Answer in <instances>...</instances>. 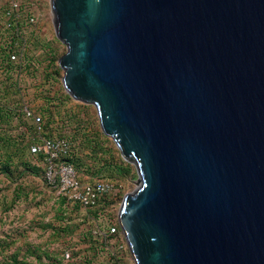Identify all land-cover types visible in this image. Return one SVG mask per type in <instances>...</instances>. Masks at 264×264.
<instances>
[{"label":"water","instance_id":"95a60500","mask_svg":"<svg viewBox=\"0 0 264 264\" xmlns=\"http://www.w3.org/2000/svg\"><path fill=\"white\" fill-rule=\"evenodd\" d=\"M62 86L136 172L134 264H264V0H49Z\"/></svg>","mask_w":264,"mask_h":264},{"label":"trees","instance_id":"16d2710c","mask_svg":"<svg viewBox=\"0 0 264 264\" xmlns=\"http://www.w3.org/2000/svg\"><path fill=\"white\" fill-rule=\"evenodd\" d=\"M32 33L33 44L25 54V69L29 72L31 83L34 84L39 79L45 91L41 96L33 94L32 100H40L41 105L36 108L35 113L43 119V127L48 132L46 136L58 134L71 143L70 156L61 158V161L74 167L80 182L94 183L106 180L119 185V181L135 179L134 167L117 157L111 140L103 135L97 126V118L89 111L90 106L74 102L64 93L63 71L58 65V60L65 53V47L53 35L41 39L33 30ZM18 39L13 28L5 30L0 26V70L4 72L0 75V181L4 185V188H0V256L5 264H33L28 260L29 256H34L37 263L45 259L44 262L48 264H109L113 259L106 260L100 254L89 232L79 234L78 230L83 222L74 216L78 206L71 210L66 206L64 199L55 197L57 208L54 221L38 222L31 228L48 231V237L62 245V249L43 250L41 246H36L28 248L26 254H20L17 250L10 256L6 255L16 243L12 233H15L18 227L16 226L15 230L13 226L24 216H29L34 208L41 209L42 204L45 205L46 202H39L37 195L41 194V189L43 193L44 189L48 192L43 180V169L35 164L39 163L42 157L31 155L29 151V146L36 142L32 140L34 129L24 120L19 108L22 97L18 90L19 85L14 80L19 66L9 60L13 44L22 43ZM26 178L33 181H26ZM36 179L38 184H35ZM118 201L120 199L105 207L88 210L87 213L96 220L99 219V214L107 215L118 227ZM22 233H25V230ZM83 245L87 248H80ZM70 249H73L72 262L64 263L62 255L65 250ZM39 251H42V254Z\"/></svg>","mask_w":264,"mask_h":264},{"label":"built area","instance_id":"2783aa9c","mask_svg":"<svg viewBox=\"0 0 264 264\" xmlns=\"http://www.w3.org/2000/svg\"><path fill=\"white\" fill-rule=\"evenodd\" d=\"M0 26L5 30L13 28L18 40L22 42L13 44L9 60L12 64L19 66L15 77L13 76L19 85L18 90L22 97L19 108L24 120L34 129L32 140L36 142L29 146V151L31 155L42 157L41 161L35 164L43 169V180L48 188V194L56 199H64L66 206L71 210L78 206L77 214L74 216L83 222L78 230L79 234H86L88 231L92 241L98 246L100 254L106 260L113 259L109 264H131L133 261L119 225L117 227L107 215L99 214V219L96 220L87 213L88 210L105 207L110 202L117 201L122 192V185L106 180L94 183L80 182L74 167L61 161V158L70 156L71 143L66 138L59 137L58 134L52 133L51 137H47L48 132L43 127V119L35 113L41 103L38 99L32 100V95L41 96L45 91L39 79L32 84L28 78L25 54L33 44L32 30L41 39L52 35L55 37L49 0H0ZM3 73V70H0V75ZM64 93L66 94L65 90ZM69 106L73 107V105ZM80 248H87V246L83 245ZM72 250L64 251L62 255L64 263L72 262Z\"/></svg>","mask_w":264,"mask_h":264},{"label":"rangeland","instance_id":"374dc122","mask_svg":"<svg viewBox=\"0 0 264 264\" xmlns=\"http://www.w3.org/2000/svg\"><path fill=\"white\" fill-rule=\"evenodd\" d=\"M48 1V0H47ZM47 8V7H46ZM89 111L93 113V117L97 118L98 121V117H97V113L96 110L93 106L89 107ZM97 126H99V121L97 123ZM100 127V126H99ZM111 140V139H110ZM111 146L114 149L115 153L117 154V157L120 158L121 154L118 151V149L116 148L114 142L111 140ZM123 160V159H122ZM29 178H26V181H28ZM136 179V178H135ZM135 179H130V180H126V181H119V184L122 185V192L120 193V201H118V206H120L123 197L128 194L131 193L135 186H134V180ZM30 181H33V179H29ZM41 187V186H38ZM0 188H4V185L2 184V182L0 181ZM40 191V190H38ZM8 197H10V193L7 194ZM39 202L43 203L46 202V204H42L41 209H35L34 211H31V213L29 214V216H24L19 222L16 223V225H14V229L16 228V226L18 227V229L16 230L15 233H12L15 237L16 243L14 246H12L8 252L6 253L7 256H10L11 254H13L14 252H16L17 250L21 253H25L28 248L30 247H36V246H41V248L44 249H48L50 250L51 248H56L58 250L62 249V245H59L56 242H53L54 240L52 238H49V232H43V230H41L40 228L37 229H32L35 225V223H49V222H53L54 221V217H55V209L57 208V204H55L56 200L53 196H50L48 194V192L44 189V193L41 189V194L37 195ZM31 207V205H30ZM32 227V228H31ZM31 228V229H30ZM25 233H22L24 232ZM41 238V241H40ZM74 240L76 241L77 238H74ZM40 254H42V251H39ZM28 260L31 261L33 264H42V262L44 264H48L45 261V259H43L44 261L37 263V261L35 260L34 256H29ZM3 257L0 256V264H3ZM5 264V263H4Z\"/></svg>","mask_w":264,"mask_h":264},{"label":"crops","instance_id":"0c3cea01","mask_svg":"<svg viewBox=\"0 0 264 264\" xmlns=\"http://www.w3.org/2000/svg\"><path fill=\"white\" fill-rule=\"evenodd\" d=\"M35 184H38V180L37 179L35 180Z\"/></svg>","mask_w":264,"mask_h":264}]
</instances>
